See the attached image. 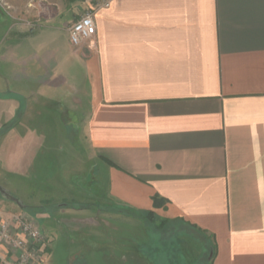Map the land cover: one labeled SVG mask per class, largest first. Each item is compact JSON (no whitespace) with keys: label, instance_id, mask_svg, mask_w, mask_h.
<instances>
[{"label":"crops","instance_id":"crops-1","mask_svg":"<svg viewBox=\"0 0 264 264\" xmlns=\"http://www.w3.org/2000/svg\"><path fill=\"white\" fill-rule=\"evenodd\" d=\"M66 1L35 31L0 29V140L24 148L31 133L55 147L41 121L55 134L63 101L98 160L92 201L76 212L113 231L154 212L205 235L208 264H264V0ZM80 9L96 25L91 48L70 43L80 13L68 12ZM126 233L110 240L115 264H158V240ZM187 234L166 240L163 257L181 248L192 262L196 246L200 258Z\"/></svg>","mask_w":264,"mask_h":264},{"label":"rangeland","instance_id":"rangeland-1","mask_svg":"<svg viewBox=\"0 0 264 264\" xmlns=\"http://www.w3.org/2000/svg\"><path fill=\"white\" fill-rule=\"evenodd\" d=\"M64 4H67L66 0H0V29L10 31V27L19 24L28 33L35 31L56 14L63 12ZM52 8L54 9L51 11ZM73 13H80V19L91 12L83 9L68 12L70 16ZM73 70L80 82L81 68L76 66ZM62 94L71 95L69 87L64 86ZM56 108L55 134L48 129V122L44 119L41 121L42 135L46 137L44 144L56 137L55 147H39L40 144L34 142L31 133L23 136L24 148L0 140V186L22 201L26 209L23 210L14 202L5 201L1 195L0 202L3 201L16 210L10 215H23L40 226L46 238L45 248H41L44 264H115L117 257H114L110 240L119 236L126 237L128 231L137 236L138 242L148 241L150 235L158 240V264H208L209 247L212 246L210 240L186 227L168 226L164 219L156 216L154 220L146 217L139 219L141 222L132 230L127 224L121 225L124 230H102L96 213L92 219H87V214L75 211L86 207L82 203L92 201L98 160L89 150L83 132L78 129L80 117L74 114L71 119L63 101ZM102 172L100 167V173ZM105 223L108 225V221ZM97 224L99 228H96ZM111 224L109 222V226ZM176 232L188 233L197 241L200 239V258V249L196 246H191L195 249L192 262H188V256L181 248L179 252L170 253L169 256L166 253L163 257V244ZM205 245L208 250H203ZM133 264L144 263L137 260Z\"/></svg>","mask_w":264,"mask_h":264},{"label":"built area","instance_id":"built-area-1","mask_svg":"<svg viewBox=\"0 0 264 264\" xmlns=\"http://www.w3.org/2000/svg\"><path fill=\"white\" fill-rule=\"evenodd\" d=\"M100 1V0H99ZM112 0H101L97 7L109 8ZM74 48L93 45L96 25L92 13L80 18L68 28ZM46 238L40 226L23 215H12L9 220L0 218V264H44L42 249ZM13 252V259L4 251Z\"/></svg>","mask_w":264,"mask_h":264},{"label":"trees","instance_id":"trees-1","mask_svg":"<svg viewBox=\"0 0 264 264\" xmlns=\"http://www.w3.org/2000/svg\"><path fill=\"white\" fill-rule=\"evenodd\" d=\"M79 1H84V0H79ZM153 200H154V208L160 209V208L165 207V201L164 200L159 199L157 196H155L153 198ZM156 216L157 215L154 212H148L146 218H150L151 220H154L156 218ZM213 255H214V248L212 247L210 249L209 259H210V257L212 259Z\"/></svg>","mask_w":264,"mask_h":264},{"label":"water","instance_id":"water-1","mask_svg":"<svg viewBox=\"0 0 264 264\" xmlns=\"http://www.w3.org/2000/svg\"><path fill=\"white\" fill-rule=\"evenodd\" d=\"M0 195L5 201L14 202L18 206H20L23 210L26 209V206L23 204L22 201L16 199L13 197L6 189H4L2 186H0Z\"/></svg>","mask_w":264,"mask_h":264}]
</instances>
